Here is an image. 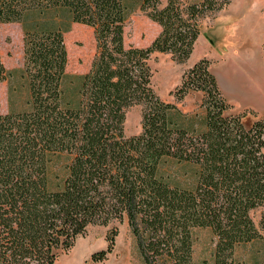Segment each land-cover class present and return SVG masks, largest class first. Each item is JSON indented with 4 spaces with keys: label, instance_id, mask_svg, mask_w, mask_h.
Listing matches in <instances>:
<instances>
[{
    "label": "trees",
    "instance_id": "16d2710c",
    "mask_svg": "<svg viewBox=\"0 0 264 264\" xmlns=\"http://www.w3.org/2000/svg\"><path fill=\"white\" fill-rule=\"evenodd\" d=\"M143 0L141 9L161 27L149 47L125 45L129 8L124 0H0V24L23 30L24 62L17 70L29 100L22 112L0 114V264H55L90 225L127 219L143 264H193L194 228L218 241L214 264H241L236 247L264 239L251 212L264 210V117L246 125L229 115L211 61L183 75L177 101L203 95L197 112L162 100L152 85L150 59L170 54L186 63L201 34L200 19L230 0L188 4ZM64 21L94 29L97 54L80 77L74 105L62 84L68 52ZM0 53V83L11 81ZM141 105L142 132L125 134L129 108ZM72 160L60 190L49 188L52 155ZM172 159L196 167V186H172L162 174ZM116 232L103 262L113 252Z\"/></svg>",
    "mask_w": 264,
    "mask_h": 264
},
{
    "label": "rangeland",
    "instance_id": "374dc122",
    "mask_svg": "<svg viewBox=\"0 0 264 264\" xmlns=\"http://www.w3.org/2000/svg\"><path fill=\"white\" fill-rule=\"evenodd\" d=\"M129 8L125 26V45L146 48L158 37L160 27L151 21L141 6L143 0H124ZM188 4H201L203 0H182ZM168 0L160 1V8ZM232 19L227 26L228 52H221L219 61L211 60V71L217 77L221 92L229 105V115H243L246 125L264 117V0H230L222 10L200 19L201 29L211 33L210 28L217 20ZM63 35L68 52L66 78L63 81L64 102L74 105L78 98L80 77L88 73L97 54L94 29L78 23L64 21ZM213 33L218 37L223 27ZM20 24H0V53L5 66L15 71L11 81L0 83V114L22 112L27 109L29 93L25 81L17 70L23 67L24 43ZM207 44V43H206ZM209 49V45L205 48ZM202 49H200V53ZM153 72L152 85L164 101L180 105L184 110L195 106L194 112L202 115L197 97L184 102L177 101L175 91L181 85L183 75L191 69L188 64L176 63L170 54L154 53L150 59ZM239 87L230 84V80ZM142 106L128 109L125 122L127 137L142 132ZM72 157L68 153L52 155L49 164V188L62 189ZM162 174L172 186L193 189L196 186V167L169 159L164 162ZM263 208L251 212L257 226L260 225ZM116 232L113 252L103 262L92 263L93 254L105 250L108 235ZM193 264H214V252L218 241L210 228H194ZM234 259L241 264H264V239L241 244L236 247ZM55 264H143L136 238L127 219L112 221L108 225H90L78 236L73 247L63 253Z\"/></svg>",
    "mask_w": 264,
    "mask_h": 264
},
{
    "label": "crops",
    "instance_id": "0c3cea01",
    "mask_svg": "<svg viewBox=\"0 0 264 264\" xmlns=\"http://www.w3.org/2000/svg\"><path fill=\"white\" fill-rule=\"evenodd\" d=\"M230 23H232V19L229 18L228 20L223 19V20H217L215 22V24L213 26H211L210 31L211 33H209V38L212 40H209L206 36L205 33H208L207 31L203 33V31L201 32L196 44H195V48L194 51L190 57V59L186 62V65L188 64V68L191 67L192 65H195L198 61L207 58L208 60H215V61H219L221 58V52L226 51L228 52V45H229V36H228V31L227 28L224 26L229 25ZM156 24V23H155ZM233 24V23H232ZM158 25V24H157ZM159 26V25H158ZM160 27V26H159ZM221 28L223 27L224 30L221 31V34L218 35V37H216L215 33L220 32V30H216V28ZM161 29V27H160ZM209 45V49L206 47L205 45L207 44ZM200 49H202L201 53L199 52ZM219 83V82H218ZM230 84H232L235 87H239L240 84L234 83L233 79L232 81L230 80L229 82ZM189 97H199L198 98V103H201L203 95L201 92H191L190 94H188L186 96L185 99L189 98ZM185 99L182 101L184 102ZM184 113H192L194 111V109L196 108L197 104H195V106L188 108L187 110H184L183 107H181L180 105H177Z\"/></svg>",
    "mask_w": 264,
    "mask_h": 264
},
{
    "label": "water",
    "instance_id": "95a60500",
    "mask_svg": "<svg viewBox=\"0 0 264 264\" xmlns=\"http://www.w3.org/2000/svg\"><path fill=\"white\" fill-rule=\"evenodd\" d=\"M203 30L201 29V32H202ZM204 32H206V31H203V33ZM205 36L209 39V40H211L210 38H209V34L208 33H205ZM212 41V40H211Z\"/></svg>",
    "mask_w": 264,
    "mask_h": 264
}]
</instances>
